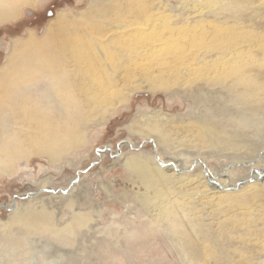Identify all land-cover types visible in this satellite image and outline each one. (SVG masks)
<instances>
[{
	"label": "bare ground",
	"instance_id": "6f19581e",
	"mask_svg": "<svg viewBox=\"0 0 264 264\" xmlns=\"http://www.w3.org/2000/svg\"><path fill=\"white\" fill-rule=\"evenodd\" d=\"M36 1L0 0V25L16 20L24 5ZM166 1L88 0L76 13L58 10L42 36L30 30L27 37L13 39L0 65V174L12 176L14 163L24 159L27 164L33 155L59 162L64 153L84 146L88 129L105 122L139 89L194 98L221 91L238 108L264 109V33L218 32L217 43L187 48L179 36L180 16ZM180 4L189 14L205 7L200 0ZM197 16L195 22L203 17ZM188 117L155 110L140 115L142 127L131 128L172 150L219 148L235 153V160L259 147L203 114ZM122 163L144 190L138 197L154 201L149 217L166 223L167 236L186 264H213L211 259L239 264L233 253L245 256L244 264H264L252 247L259 240L256 248L264 249V173L259 181L233 184L208 169L190 174L179 166L162 167L141 152ZM65 200L73 214L62 227L31 202L20 203L7 222H0V245L13 244L21 258L32 234L62 237L73 224L87 225L88 217L74 210L72 198Z\"/></svg>",
	"mask_w": 264,
	"mask_h": 264
},
{
	"label": "rangeland",
	"instance_id": "374dc122",
	"mask_svg": "<svg viewBox=\"0 0 264 264\" xmlns=\"http://www.w3.org/2000/svg\"><path fill=\"white\" fill-rule=\"evenodd\" d=\"M200 1L205 7L191 14L182 7L180 0L166 1L180 16L183 28L179 36L183 37L187 48L217 43L218 32L253 30L261 35L264 33V0ZM87 3L88 0H37L34 6L24 5L16 20L0 25V65L13 39L27 37L30 30L42 36L46 24L58 10L76 13ZM197 15L203 17L195 22ZM209 28H216V31L209 32ZM198 33L204 35L198 36ZM243 109L221 91L216 96L194 98L186 93L139 89L105 122L88 129L84 146L64 153L59 162H52L47 155H33L27 164L24 159L16 161L12 176L6 172L0 174V222H7L20 203L31 202L35 208L51 214L54 223L62 227L71 221L73 214L66 197H71L74 210L81 211L89 220L87 225L73 224L72 230L62 237L51 236L48 232L32 234L22 252L26 261L15 252L13 244L5 242L0 245V261L9 263L18 259V264H186L167 236L166 223L149 217L147 208L154 201L143 195L138 197L137 192L144 190L139 191L138 178L125 169L122 161L126 156L141 152L162 167L179 166L186 170L185 173L198 174L208 169L215 173L214 178L233 184L240 179L259 181L260 174L264 173V109L260 112ZM155 110L184 119L189 118V114H203L217 120L220 128L225 126L227 131L256 140L259 147L252 154L239 153L240 160L234 159L232 151L219 148L169 149L131 128L133 125L142 127L140 115ZM245 162H250L251 166L246 168ZM50 189L65 191L54 193ZM10 229L18 232L19 226L12 225ZM260 242L256 240L252 247L264 261V249L256 248ZM235 255L232 254L236 259L233 262L244 264L245 256ZM211 263L218 264V260L211 259Z\"/></svg>",
	"mask_w": 264,
	"mask_h": 264
},
{
	"label": "water",
	"instance_id": "95a60500",
	"mask_svg": "<svg viewBox=\"0 0 264 264\" xmlns=\"http://www.w3.org/2000/svg\"><path fill=\"white\" fill-rule=\"evenodd\" d=\"M50 190L53 191L54 193H57V192H60V191H61V192H62V191H63V192L65 191V190H62V189H60V190L50 189ZM21 197H22V196H21ZM13 206H14V205H13ZM13 206H12V207H13Z\"/></svg>",
	"mask_w": 264,
	"mask_h": 264
}]
</instances>
